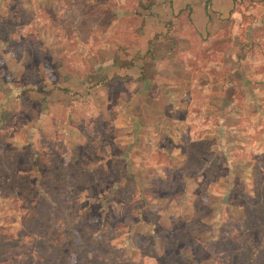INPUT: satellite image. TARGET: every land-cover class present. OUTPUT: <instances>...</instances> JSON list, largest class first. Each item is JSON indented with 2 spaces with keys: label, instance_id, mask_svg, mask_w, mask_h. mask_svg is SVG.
<instances>
[{
  "label": "rangeland",
  "instance_id": "1",
  "mask_svg": "<svg viewBox=\"0 0 264 264\" xmlns=\"http://www.w3.org/2000/svg\"><path fill=\"white\" fill-rule=\"evenodd\" d=\"M0 264H264V0H0Z\"/></svg>",
  "mask_w": 264,
  "mask_h": 264
}]
</instances>
